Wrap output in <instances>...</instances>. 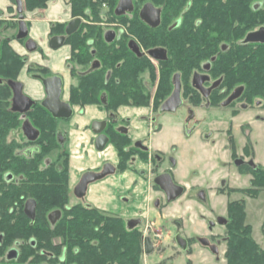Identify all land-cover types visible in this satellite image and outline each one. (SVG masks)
Wrapping results in <instances>:
<instances>
[{
    "label": "trees",
    "instance_id": "16d2710c",
    "mask_svg": "<svg viewBox=\"0 0 264 264\" xmlns=\"http://www.w3.org/2000/svg\"><path fill=\"white\" fill-rule=\"evenodd\" d=\"M46 1L26 0V5L30 10L43 6ZM250 1L198 0L189 28H179L166 35L167 44L164 47L169 59L162 64L164 69L161 71L159 93L169 90L166 88L169 87L172 73H180L182 79L186 80L194 69L200 70L203 63L215 57L212 68L214 77H223L230 90L243 86L242 100L252 104L255 99H260L264 109V44L239 45L250 31L245 35L241 33L235 39L229 37V32L245 30L256 21L264 25V0L255 9L249 7ZM88 4L86 2L85 5ZM84 17L91 22L100 21L98 14ZM230 20L232 24L229 23L227 28L225 22ZM92 30H86L84 41L91 38L96 40L102 69L88 76L85 87L80 84L72 90V102L80 105L97 103L100 94L106 91L109 97L107 110L125 104L146 105L150 97L148 89L143 86V79L149 78L153 82L154 68L145 60L129 57L125 45L121 47L120 44L113 51L107 49L105 43L99 40L100 31L97 29L93 33ZM74 39V48L80 49L84 42L79 35ZM223 43L233 46L237 52L228 58L226 53L220 51ZM77 63H83L81 55ZM23 66V61L11 48L6 47L0 63V75L4 79H15ZM108 71L111 78L104 84ZM159 93L157 99L163 97ZM10 98L11 93L6 87L0 94V264H140L141 234L137 229L128 230L122 218L104 215L93 207L82 204L67 207L66 157L59 153L57 159L48 165L43 162L57 147L56 120L43 108L37 107L28 114L40 133L36 142L37 151L30 158L15 154L19 144L8 140V137L10 131L18 128L20 121L19 115L10 111ZM112 140L120 159L119 168L123 170L133 155L130 140L120 134ZM241 171L251 175L250 187L237 192L251 199L257 198L264 191V166H257L254 170L243 168ZM8 172L20 178L17 184L5 183L3 178ZM27 200L36 203L33 222L23 211ZM56 210L61 211L62 217L50 225L47 216ZM227 213L229 239L226 264H264V247L255 243L251 237V227L245 224L244 201L230 202ZM13 239L21 240L17 245L19 256L3 262L1 259L5 249ZM31 240L35 241L34 246H31Z\"/></svg>",
    "mask_w": 264,
    "mask_h": 264
},
{
    "label": "flooded vegetation",
    "instance_id": "af4514ba",
    "mask_svg": "<svg viewBox=\"0 0 264 264\" xmlns=\"http://www.w3.org/2000/svg\"><path fill=\"white\" fill-rule=\"evenodd\" d=\"M9 6H7L4 9H0V63L2 61V57L5 53L6 47H9L14 51V53L23 61L24 66L21 69H25V78L32 80L39 85L43 91V96L40 100H35L31 98L29 95L26 94V82L23 79L19 78V75L21 71L19 72L18 76L15 79H4L3 76L0 75V94L4 92V89L7 87L11 93V98H10V111L14 114L19 115V126L18 128L14 130H21L23 136L25 137V140L21 139H16V137H8V140H14L16 143L19 145V149L15 151V154L18 156H24L27 158H30L33 156V154L37 151L38 147L36 145L37 140L40 137L39 130L36 129V127L33 125V123L30 121L28 118V114L32 112L35 108L41 107L45 111L47 109L43 106V102L46 98V94L44 92V87H43V80L52 78V77H57L61 80V93H60V101L68 104L71 107L72 110V115H73V106H79L83 108L84 106L87 105H95L98 107L103 108L104 110L107 111V119L105 121H99V122H104L105 127L103 129L102 134L108 138V143L104 147L102 151L106 149V147L111 146L118 158V164L113 165L111 163H106L104 164L101 168L94 172H85L84 174L81 175L79 178L78 183L76 186L79 184L81 178L83 175L87 173H93V174H99L102 172L104 166L110 165L113 168V172L111 174H108L104 177H102L100 180L103 178H106L108 176L117 174V173H123L127 169H130L129 163L131 160L133 161L135 156L138 157L141 161H144L146 163H149V166L151 163H153L155 168H158L162 166V172L155 175V177L152 178L153 182V189L156 190V192H160L162 194L163 201L162 205L164 206L166 203L170 204L172 202L177 201L180 199L183 195L184 196H189V193L191 192L192 188L187 187L177 183L175 181L173 171L175 170L173 165L170 167H166L163 163L165 160V153H160V152H152L150 154V149H149V138H144V139H137L132 141L130 136H129V129H128V120H120L116 114L117 109L120 107H131V108H136V107H145L150 109V105H153V100L156 99V105L158 107V112L157 113H151L145 117L146 123L149 127V131L151 134L158 132L161 130V123H160V118L165 115V114H174L176 111H179L180 109L185 110V116L183 117V122H182V129L185 135L188 137L191 133L197 132L201 134V136L204 137V139L212 138L213 135H209V132H204L201 133V127L205 124V122H202L201 120L196 118V111L195 109L201 108L203 111L208 113H213V111L210 110H215L216 112L220 108L224 109H230L232 110L231 114L235 115L239 112V108L236 110V105L240 106L241 109L245 110V106L247 107H252L251 105L263 109L262 107V102L260 99H257V101L253 102L252 104H247L245 101L242 100V97L244 95L245 88L243 86H236L233 87L231 90L229 89L227 83H225L223 77H214L212 74V68L213 64L216 61L215 57H211L210 60L206 61L204 64L201 65L200 70L194 69V71L191 73V75L186 79L183 80L182 76L180 73H172L170 78H169V87L166 88L168 91L167 92H162V98L157 99V94L159 90L160 83L162 81L161 77V71L164 69V66L162 64L166 63V61L169 59V55L167 50L165 49V45L167 44L166 41V35L171 34V32H174L176 29L179 28H189V22H191V15L194 13L197 9L198 6V0H125L123 4L119 7V3L121 0H48L46 1L43 6L41 7H35L34 9H28V6L26 5V0H9ZM210 1V0H209ZM57 2H60L62 5V13L65 15H68L70 18L68 20H56V21H50L49 22V34L47 37V47L50 50H59L61 48H65L68 50V56L65 62V68L66 71L69 75L70 78V84L68 88L69 92V99L68 101H64L62 99L63 97V79L58 76L54 75L50 72L49 69L39 66V65H27V58L25 56H21L16 53V51L13 49V43L19 44L23 47L25 52L27 54H41L43 55L42 48L30 37V28L32 26L33 21H36L38 17H43L45 11H50L55 6H57ZM89 3L87 6L85 5ZM259 6V3H255L253 5V9L257 8ZM118 10V11H117ZM103 11L105 14H103ZM117 12H122L121 14H118ZM156 13L158 15V24L156 26H152L149 21L153 20L154 14ZM92 14H98L100 17V21L98 22H91L85 19V15H92ZM73 21H78L75 30L71 33H68V29L70 24ZM196 22V20H195ZM197 24V23H196ZM260 28H264L263 26H260L257 30ZM88 29H93V33L97 32V29L100 31V38L99 40L105 43L107 49H110L111 51L116 50L117 47L121 44V47L125 45L126 51L128 52V56H134L138 59H142L143 61H147L148 63L151 64V66L154 68V73H155V79L153 82L150 81L149 78H144L143 79V86L148 89L149 91V101L146 105L142 106H134V105H119L115 109L107 110V105L109 104V97L108 93L102 92L98 98L97 103H85V104H75L71 100V92L74 88H78L80 84L85 87L84 83H86V80L88 76L97 70L102 69V64L101 61L98 58L97 50H96V40L94 38L87 39L84 41V35L86 33V30ZM257 30H252L249 33L255 32ZM108 32L113 33V38L111 41H107L105 39V35ZM24 34V36H21V34ZM248 33V34H249ZM79 35L81 37L80 40L84 42V45L80 49H75L74 48V36ZM246 37V36H245ZM54 38H61L62 39V45L57 48L53 49L50 45L51 40ZM79 40V39H78ZM79 40V41H80ZM245 38L239 42V45H247L244 43ZM31 41L35 45V49L32 52H29L26 48L27 43ZM248 44H254V45H260V43H248ZM87 46V48H86ZM87 50V54H85ZM152 50H161L164 51V58L163 59H155L149 55V52ZM220 51L226 53L228 58H230L232 54H235L237 51L233 50V46H230L229 44H221L220 45ZM82 56L83 63L79 64L77 63L78 57ZM44 57V56H42ZM230 60V59H229ZM156 64V65H155ZM209 65L208 69H205V66ZM26 67V68H25ZM195 74H199L201 76H206L207 80L203 81L202 87L207 90V95L204 96L203 93L195 88L193 86V77ZM111 78V72H106L105 75V81L104 84H107L108 81ZM10 80L13 82H18L21 83L23 86L22 93L29 98L32 102L33 105L31 106L30 110L25 113V114H20L17 112L12 111V91L10 87L6 84V82ZM175 82L177 83L178 87L175 86ZM242 88V92L240 96L233 100L231 103L228 105H224V103L228 100V98L231 96V94L239 89ZM178 92V98L180 101V105L176 107L175 110L172 112H162L161 108L162 106L170 99L173 97V95L177 94ZM248 109V108H247ZM242 110V111H243ZM264 110V109H263ZM48 112V111H47ZM261 112V110H259ZM49 113V112H48ZM49 115L53 118V116L49 113ZM71 115V117H72ZM71 117L69 119H71ZM56 123L59 121H67V120H61V119H55ZM260 120V119H259ZM25 121H28L31 126L36 129L39 133L38 138L35 141H29L27 137L24 135L23 130H22V125ZM264 121V118H263ZM95 123V122H93ZM58 124V123H57ZM227 126L224 128L226 132V138L228 140V148L231 152V160L234 161V164L230 165L227 164L229 167H234L236 170V173L239 175H245L242 173V169H248V170H254L257 166L252 159L253 154H254V147L249 139V136H246V143L244 144L241 154L237 153L236 145H235V140H234V135H233V127L229 123H226ZM57 126V125H56ZM249 134V129L250 125L249 124H243L242 125ZM92 127V125H91ZM92 131V129H91ZM223 131V132H224ZM221 132V131H220ZM219 132V133H220ZM222 132V133H223ZM94 134V133H93ZM117 134H120L122 136H127L130 140V148L133 150V155L127 160L125 163L126 168L121 170L119 167L120 165V159L117 153V150L115 148V145L113 143V138L116 137ZM96 135V134H95ZM98 136L96 135V138ZM95 138V140H96ZM55 140L57 147L51 151H57V154L52 161H47L45 164L48 165L50 162H53L57 159V156L59 153H62L64 157H66V164H67V190H68V201H67V207H72L76 206L78 204H82L83 206L86 207H93L91 204L87 203L86 201V194L89 186L95 182H98L100 180H97L87 186V190L84 194L83 197L78 198L74 190L76 186L73 189L69 188V179H68V160H69V155L67 150L65 149V140L64 137L59 133L58 127L57 131L55 134ZM140 142L141 146L137 147L135 146V143ZM231 142L233 143V147L231 146ZM60 143V144H59ZM22 145V147H20ZM28 147H34V148H28ZM94 147H95V141H94ZM28 148V149H27ZM146 148V149H145ZM234 148V150H233ZM26 149V150H25ZM32 149V150H30ZM96 149V148H95ZM98 151V150H97ZM135 151V152H134ZM101 152V151H98ZM49 153V154H51ZM238 156L243 157V158H248L249 160H239L237 159ZM150 157V159H149ZM237 157V158H236ZM174 162L172 161V164ZM148 172L145 174H142L143 177L147 176ZM163 174H167L171 177L173 183L183 189V193L180 197L175 199L172 202H167L166 196L164 192L157 186L155 185V179ZM250 175L249 173H247ZM251 176V175H250ZM4 181L6 184L14 183L17 184L19 179H15L14 175L10 172L6 173L4 175ZM145 181L146 179L143 178ZM225 186L227 188H225ZM201 190L198 192L196 195V201L193 202L197 205H207V192L204 189H199ZM240 189H230L227 181L222 182L220 186H218L217 193L218 194H233V193H238ZM222 191V193H221ZM71 192V193H70ZM74 196L77 202L73 205H69L70 203V197ZM191 197V195H190ZM129 199L125 198L124 202H128ZM161 199L160 198H155L153 200L152 205L155 206L157 210V216L156 217H161V210L163 208H159V205L161 204ZM153 206V207H154ZM94 208V207H93ZM96 209V208H95ZM97 210V209H96ZM60 212V217L57 221H59L62 217V213L60 210H56ZM101 213V212H100ZM103 214V213H102ZM106 215V214H104ZM204 215L208 216H215V213L210 211L207 214L204 212ZM49 216V215H48ZM47 216V219H48ZM109 216H114V215H109ZM119 217V216H115ZM205 217V216H204ZM121 218V217H119ZM125 225L128 230L132 229H137L140 234H141V252L144 253V248H143V240L145 238H148L150 240L151 246H152V252H154V244L152 243L151 238L146 237V231L149 228L148 221L150 219H146L144 215H140L136 218L133 219H128L125 220ZM212 219V218H211ZM35 220V219H34ZM130 221H135V224L132 227L128 226V222ZM205 229L207 233L209 234V237H202L196 241V244H199V253H206L209 256H211L213 259L217 258L219 260V255L222 254L225 260V254L227 251V241L229 239L228 233H227V225L229 222V216L228 213H226V217L223 218V216L216 215L214 220H207L206 218L202 219ZM49 222V220H48ZM173 225L175 228V237H174V244L177 246L181 254L185 257L184 259V264H192L191 259L189 257L194 256L195 253L193 252L192 249H195L193 247L194 244H192V237H186L181 234V231L184 229V224L183 221L180 222L179 220H173ZM50 223V222H49ZM151 224L154 225V218L151 220ZM51 225V224H50ZM217 225H220L221 227L224 228V234L223 237L216 235L213 233L215 230V227ZM138 226H144L145 228L144 233L143 230H141ZM153 228V227H151ZM155 230V229H154ZM144 234V236H142ZM154 237H158L157 234L153 235ZM161 237V235L159 234ZM180 236L183 238L186 243H185V249H182L181 247L178 246L176 242V237ZM222 241L225 243V250L224 252L221 249ZM198 249V248H197ZM150 253V254H151ZM218 255V257L214 255ZM145 256H147L144 253ZM149 255V254H148ZM7 256V255H6ZM19 256V251H17V259ZM165 258V257H164ZM202 258V257H201ZM12 259V260H15ZM208 257L202 258L201 263L202 264L204 261H206ZM210 259V258H209ZM213 261V260H212ZM226 262V261H225ZM154 264H171L169 262H158Z\"/></svg>",
    "mask_w": 264,
    "mask_h": 264
},
{
    "label": "rangeland",
    "instance_id": "374dc122",
    "mask_svg": "<svg viewBox=\"0 0 264 264\" xmlns=\"http://www.w3.org/2000/svg\"><path fill=\"white\" fill-rule=\"evenodd\" d=\"M262 2L263 0H252L249 2V7L251 8L255 3ZM60 4V2H57ZM103 14L104 11H103ZM70 17L68 15H65V19L68 20ZM229 20V19H227ZM226 27L229 28L228 24H232V20L225 22ZM234 24L236 22L234 21ZM224 25V26H225ZM223 26V27H224ZM243 26V25H242ZM261 25L258 24V21L256 23H253L249 26V28L245 30H240L236 32H229V37L235 39L241 35V33L244 32V35L247 34L249 31L257 30ZM264 27V25H263ZM241 39V38H240ZM204 64V63H203ZM156 65V64H155ZM27 84H26V94L29 95L31 98L35 100H40L43 96V91L39 85H37L36 82L22 78ZM159 93V90H158ZM158 95V94H157ZM159 95L162 94L159 93ZM157 98V97H156ZM257 101L256 99L254 100ZM157 100H153V105H150V112L151 113H157L158 107L156 105ZM252 107L245 106V110L243 108L241 109L240 106L236 105V110L239 108V112L235 115H232V110L230 109H224L220 108L216 112L215 110L213 113H208L209 111L205 112L201 108L195 109L196 111V118L201 120L202 122H205L203 127H201V133L209 132V135L213 136H219L218 138H208L204 139L201 134L197 132L191 133L188 137L185 135L182 129V122L183 117L185 116V110L180 109L179 111H176L174 114H165L160 118L161 123V130L159 135H156L154 139H149V145L152 148H155L157 152L165 153V160L164 165L166 167H170L173 165L174 172L176 173V179L177 181L187 186V188H192L191 192L189 193V196H182L179 201V205H177V209L180 210L182 214H190V209L186 207L185 201L194 202L196 201V195L201 190L204 189L207 192V205L205 204H194L193 212L191 211V215L195 213V211L199 214L198 220H202L206 218L207 220H214L216 215H223V218L226 217V203L228 198L227 194H211L212 188L216 186H220L222 182L227 181L228 183H233L235 185H242V182H239L238 178L236 177V170L234 167H228L227 166V159L230 158L231 152L229 148L227 147V136L226 132L223 133L219 130H223L227 124L229 123L233 127V135L235 140V145L237 149V153L241 154V150L246 143V136H249V139L254 147V154H253V161L254 163H260L264 164V110L257 108L253 105ZM248 108V109H247ZM243 110V111H242ZM261 110V112H259ZM260 119V120H259ZM249 124L250 129L249 134L245 132L242 125L243 124ZM220 132V133H219ZM9 137H16V139L25 140V137L22 134V131L17 129L10 131ZM60 144V143H59ZM28 148H34V147H28ZM27 148V149H28ZM26 150V149H25ZM32 150V149H30ZM57 154V151L52 152L51 154L47 155L44 159V163L47 161L54 160L55 156ZM237 158V157H236ZM239 160H249L248 158H243L238 156ZM172 161L174 162L172 164ZM230 165L234 164V161L229 159ZM148 174L144 178L147 181L148 187L151 189V191H154L153 189V182L152 178L155 177V175L162 172V166L155 168L153 163L150 164L148 169ZM241 175V174H240ZM15 179H18V176L14 175ZM243 180L246 181L248 184L247 176L243 175ZM244 186V185H243ZM246 186V184H245ZM241 187V186H240ZM225 188H227L225 186ZM71 193V192H70ZM235 196L240 195V193H233ZM191 195V197H190ZM230 196V194H229ZM247 197V196H246ZM158 198V197H157ZM162 201L159 205V208H163L167 203L163 206L162 202V196L159 197ZM248 198V197H247ZM77 202L74 196L70 197V203L69 205H73ZM153 202V201H152ZM216 211L215 216H208L202 214L205 212L206 214L210 211ZM154 209H149L148 213V221L149 228L146 231V237L151 238L152 243L154 244V252L145 256L143 252H141L140 256V264H154L158 263L160 261L162 262H169L171 264H184L185 255L183 256L177 246L174 244V235H175V228L173 225L172 220H179L182 222L181 217L178 218V215L176 214L172 220H169L168 218L160 219L159 217L155 216V213H153ZM187 211L189 213H187ZM161 213V212H160ZM162 214V213H161ZM184 216L186 217V215ZM201 214V215H200ZM192 217V216H190ZM154 218V225L151 224V220ZM159 218V219H158ZM212 218V219H211ZM184 219V217H183ZM245 224L249 225L251 227V237L255 241L256 244H258L261 248L264 247V232L262 231V227L264 225V194L258 195L255 199H249L248 202L245 205ZM141 230H143L144 226H138ZM153 227V228H151ZM155 229V230H154ZM193 227L190 225L186 229L184 228L181 231V234L186 237H192V244L195 249H192L195 253L194 256H192L191 262L192 264H200L202 258L208 257L206 261H204L202 264H226L224 257L222 254L219 255V260L217 258H212L206 253L198 254L199 251V244H196V241L202 237H209V234L205 230H196V234L192 233ZM144 233V230L143 232ZM214 234L219 235L220 237H223L224 234V228L220 225H217L215 227V230L213 231ZM157 234L158 237H154L153 235ZM161 235V237L159 236ZM144 236V234H142ZM208 236V237H207ZM142 239V238H141ZM198 239V240H197ZM21 243V240L13 239L12 242L8 247H6L5 252L2 257V261L6 262L7 258L6 255L9 250L16 249L18 251V244ZM142 244V241H141ZM198 248V249H197ZM221 249L224 252L225 250V243L222 241ZM218 255H214L215 257ZM165 257V258H164ZM202 257V258H201ZM210 258V259H209ZM213 260V261H212ZM15 263V262H14ZM20 264H27V263H20ZM45 264V263H42Z\"/></svg>",
    "mask_w": 264,
    "mask_h": 264
},
{
    "label": "crops",
    "instance_id": "0c3cea01",
    "mask_svg": "<svg viewBox=\"0 0 264 264\" xmlns=\"http://www.w3.org/2000/svg\"><path fill=\"white\" fill-rule=\"evenodd\" d=\"M9 3V0H0V9L6 8L9 6ZM61 8L62 5L57 3L55 8L50 11H45L43 17H38L36 21H33L30 28V37L42 48L43 55L38 53L27 54L21 45L16 43H13L12 45L17 54L27 58V65H39L49 69L52 74L60 76L64 83L62 99L68 101L70 78L65 68L68 50L65 48L50 50L46 45L49 34V22L65 20V14L61 12ZM23 77L25 78V69L22 70L19 75L20 79ZM72 108L73 115L71 119L57 122L58 131L64 137L65 149L69 155L68 179L70 189H73L76 186L79 178L85 172H94L106 163H111L113 165L118 164L117 155L111 146L106 147V149L101 152H98L94 147L96 135L91 131V125L93 122L105 121L108 117L107 111L95 105H87L83 108L73 106ZM116 114L120 120H128L129 136L132 141L144 138L154 139V137L160 133V131H158L151 134L149 131L145 119V117L150 114V109L148 108L120 107L117 109ZM224 130L225 129L219 131L223 132ZM218 137L219 136H212V138ZM149 149L150 154H152V152H157L156 149L152 148L150 145ZM229 159L230 158L226 161L227 164L229 163ZM149 163L150 161L146 163L135 156L134 160H131L129 163V166L131 165L129 167L130 169H127L123 173L108 176L91 184L86 194L87 203L91 204L103 214L119 216L125 220L133 219L140 215H144L145 218L148 219L149 209L151 208L154 209L153 213H155L156 216L157 210L155 206L152 205V201L157 197H161L162 194L156 192V190L151 191L148 187L147 181L143 179L144 177L142 174H145L148 171ZM255 164L264 166V164L257 162H255ZM175 174L176 173L173 171L175 181L179 183ZM245 176H247L248 184L243 180V175H238L236 173V177L238 180L240 179L239 182H242V185L237 186L233 183L227 182L229 188H238L240 190L248 189L250 187L251 176L248 174H245ZM187 189L188 188H186V190ZM217 190L218 186L212 188L211 194L218 195ZM260 194H264V191H261ZM125 198H128L129 201L124 202ZM226 198H228L226 199V213L227 205L230 202L244 201L246 205L248 200L251 199L242 194L241 196L230 194V196L227 195ZM180 199L163 207L161 210L162 214L160 213V219L168 218L169 220H172L178 213L180 214L178 215V218L181 217L185 229L191 225L193 227V234L197 233V229L205 230L203 221L198 220L199 214L195 211V213L191 215V211L193 212V209L195 210V203L185 201L187 203L186 207L190 209V214L184 213L186 215L185 217L184 214L177 209V205H179L178 203L181 201ZM213 212L215 213L216 211L213 210ZM187 213L189 212L187 211ZM189 259H192V257L190 256Z\"/></svg>",
    "mask_w": 264,
    "mask_h": 264
},
{
    "label": "water",
    "instance_id": "95a60500",
    "mask_svg": "<svg viewBox=\"0 0 264 264\" xmlns=\"http://www.w3.org/2000/svg\"><path fill=\"white\" fill-rule=\"evenodd\" d=\"M125 0H121L119 3V7L123 4ZM118 11V10H117ZM118 14H121L120 12H117ZM154 14L153 20H150L149 23L152 26H156L158 24V15L156 13ZM78 21H73L68 29V33H71L75 30V27L77 25ZM21 36H24L22 33ZM113 38V33L108 32L105 35V39L107 41H111ZM245 44L248 43H260L264 44V28H260L259 30L249 33L246 35ZM51 47L53 49H57L62 45V39L61 38H54L51 40L50 43ZM26 48L29 52H32L35 49V45L33 42L29 41L26 45ZM149 55L155 59H163L164 58V51L161 50H152L149 52ZM209 65L205 66V69H208ZM207 80L206 76H201L199 74H195L193 77V86L197 89H199L204 96L207 95V90H205L202 87L203 81ZM1 82V81H0ZM6 84L10 87L12 91V111L25 114L27 113L31 106L33 105V102L27 98L23 93L22 89L23 86L21 83L13 82L8 80ZM43 87L44 92L46 94V98L43 102V106L47 109V111L53 116L55 119H61V120H67L72 115L71 107L60 101V93H61V80L57 77H52L46 80H43ZM175 86L178 87L177 83L175 82ZM242 92V88H239L235 90L231 96L228 98V100L224 103V105H228L233 100L237 99ZM178 92L177 94L173 95L172 98H170L161 108L162 112H172L176 109L177 106L180 105V101L178 98ZM105 127L104 122H95L92 124V132L96 134L98 137L95 140V148L98 151H102L104 147L108 143V138L102 134L103 129ZM22 130L24 135L27 137L29 141H35L39 133L36 129H34L31 124L28 121H25L22 125ZM135 146L140 147L141 143L137 142L135 143ZM146 149V148H145ZM113 172V168L110 165L104 166L103 170L99 174H93V173H87L82 176L79 184L76 186L74 193L78 198H81L84 196L87 186L97 180H100L102 177L111 174ZM155 185H157L165 194L167 202H172L178 197H180L183 193V189L177 185H175L171 179V177L167 174H163L158 176L155 179ZM35 210H36V203L34 200H27L24 205V214L25 216L33 222L35 219ZM60 217L59 211H53L49 214L48 220L51 225H54L57 220ZM135 224V221L128 222V226L132 227ZM176 242L179 247L182 249H185V243L186 241L181 238L180 236L176 237ZM31 246L35 245V241L31 240L30 242ZM143 248L144 253L146 255L150 254L152 252V246L150 243V240L148 238H145L143 240ZM17 257V250L11 249L7 253V260H12Z\"/></svg>",
    "mask_w": 264,
    "mask_h": 264
}]
</instances>
